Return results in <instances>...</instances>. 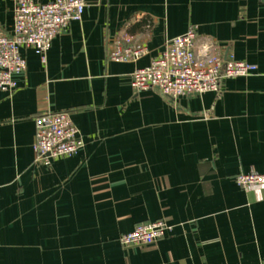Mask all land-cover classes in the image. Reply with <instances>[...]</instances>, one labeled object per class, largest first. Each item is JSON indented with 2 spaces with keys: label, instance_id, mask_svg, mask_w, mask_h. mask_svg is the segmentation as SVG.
<instances>
[{
  "label": "crops",
  "instance_id": "obj_1",
  "mask_svg": "<svg viewBox=\"0 0 264 264\" xmlns=\"http://www.w3.org/2000/svg\"><path fill=\"white\" fill-rule=\"evenodd\" d=\"M46 2L48 0H35ZM80 20L54 37L44 60L22 47L26 70L0 91V264H264L263 0H85ZM14 0H0L11 33ZM194 27L196 47L256 66L216 91L172 98L137 92L131 73ZM128 36L147 53L114 61ZM67 111L82 146L34 162L33 118ZM163 219L151 245L121 233Z\"/></svg>",
  "mask_w": 264,
  "mask_h": 264
},
{
  "label": "built area",
  "instance_id": "obj_2",
  "mask_svg": "<svg viewBox=\"0 0 264 264\" xmlns=\"http://www.w3.org/2000/svg\"><path fill=\"white\" fill-rule=\"evenodd\" d=\"M85 4V0H14L11 33L0 25V91L12 92L17 87V76L26 70L21 48L32 49L44 60L54 37L70 21L81 19ZM196 38L194 27L171 38L147 65L133 70L132 88L141 92L156 87L172 98L198 95L216 91L224 79L247 76L256 70L255 65L224 55L210 44L197 48ZM146 53V46L122 36L112 41L108 57L114 61H135ZM33 121L35 163L48 166L52 159L74 153L82 146L78 127L67 111L46 110ZM233 179L238 187L247 190L254 185H264V172L242 171ZM169 229L163 219L141 222L121 233L118 241L123 247L151 245Z\"/></svg>",
  "mask_w": 264,
  "mask_h": 264
}]
</instances>
